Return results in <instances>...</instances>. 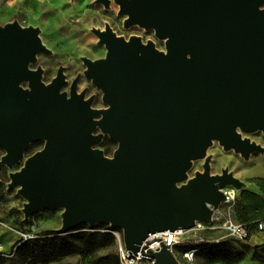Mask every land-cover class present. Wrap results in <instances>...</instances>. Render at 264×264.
Here are the masks:
<instances>
[{"label": "water", "instance_id": "1", "mask_svg": "<svg viewBox=\"0 0 264 264\" xmlns=\"http://www.w3.org/2000/svg\"><path fill=\"white\" fill-rule=\"evenodd\" d=\"M114 1L125 27L154 29L165 50L108 24L94 29L106 56L82 60L103 108L77 90V78L62 91L63 67L49 83L41 67H29L49 52L38 28L0 25L1 162L13 166L43 140L10 173L8 188L26 199L25 217L63 208L62 232L110 222L136 254L149 234L209 222L222 189L242 186L227 169L211 174L207 157L189 177L192 160L204 158L213 140L245 158L264 152L242 136L264 133V0ZM106 134L117 141L112 156L98 146ZM148 252L154 264H179L164 242Z\"/></svg>", "mask_w": 264, "mask_h": 264}, {"label": "rangeland", "instance_id": "2", "mask_svg": "<svg viewBox=\"0 0 264 264\" xmlns=\"http://www.w3.org/2000/svg\"><path fill=\"white\" fill-rule=\"evenodd\" d=\"M261 8L264 9V3ZM124 19L114 0L109 1L108 7L97 0H0V25L16 21L22 27L38 28L41 42L49 50L48 53L39 52L29 67H41L45 83H49L63 67L67 84L62 91L69 92L72 81L77 78V90L85 91L86 98L93 97L94 108H103L105 103L100 88L84 75L86 66L82 58L97 60L104 58L107 52L94 29L104 30L108 24L117 35L127 39L137 35L143 42L152 40L157 49L165 50V41L155 35L154 29L138 24L125 27ZM21 85L28 87L27 82ZM242 136L264 147L262 130L242 133ZM43 144V140L32 141L23 158L11 167L1 162L5 150L0 146V264H125L122 259L125 248L123 229L110 222L93 225L83 222L62 232L63 208L42 209L25 217L26 199L18 192V187L8 188L10 173L18 171L26 158L41 149ZM98 146L105 155L112 156L117 141L106 134ZM206 157L209 158L211 174H220L227 169L243 184L240 188L234 185L223 188L234 189L235 198L222 200L215 208L211 206L210 222L200 227L182 228L177 237L179 241L173 246V254L179 264H264V243H260L264 231H258L251 223L248 236L240 237L227 227L230 222L242 223L237 216L241 193L264 176V152H252L245 158L233 149L225 150L218 140H213L204 158L192 160L189 177L203 170ZM219 241L228 242L234 250L244 254L243 258L231 262L206 257L205 251L210 249L207 243ZM188 247L195 249L191 260L184 257ZM146 263L143 259L130 264Z\"/></svg>", "mask_w": 264, "mask_h": 264}, {"label": "built area", "instance_id": "3", "mask_svg": "<svg viewBox=\"0 0 264 264\" xmlns=\"http://www.w3.org/2000/svg\"><path fill=\"white\" fill-rule=\"evenodd\" d=\"M224 194H225V198L223 199L224 201H231L233 200L235 197L232 194V190H228V189H222ZM210 222V221H209ZM205 222H200L197 221L195 225H197V227H200L202 224H204ZM256 228L258 231H264V220H259L255 223ZM227 227L233 232V234L238 235L240 237H246L248 236V226L245 223H239V224H234L232 222H230ZM182 228H179L175 231H163V232H158V233H154V234H149V236L147 237V239L145 241H143L140 250L138 251L137 254H134L132 252H129L126 248H124L123 252H122V259L124 260L125 264H130V263H136L140 260L145 259L147 261L146 264H154V260L151 258L148 250L152 249V250H157L160 247V243L164 242L165 244H167L171 251L173 252V246L174 244L178 243V235L182 232V230L178 233L177 231L180 230ZM195 255V249L194 248H189L186 249L184 251V257L187 260H191Z\"/></svg>", "mask_w": 264, "mask_h": 264}, {"label": "trees", "instance_id": "4", "mask_svg": "<svg viewBox=\"0 0 264 264\" xmlns=\"http://www.w3.org/2000/svg\"><path fill=\"white\" fill-rule=\"evenodd\" d=\"M256 183L261 188L263 196L243 190L237 210L239 220L247 224L248 228H250L251 223L255 224L259 221L258 219L264 218V177L258 178ZM207 245L211 250L205 251V255L211 259L221 258L231 262H238L244 256L242 252L234 250L228 242H211L207 243Z\"/></svg>", "mask_w": 264, "mask_h": 264}, {"label": "crops", "instance_id": "5", "mask_svg": "<svg viewBox=\"0 0 264 264\" xmlns=\"http://www.w3.org/2000/svg\"><path fill=\"white\" fill-rule=\"evenodd\" d=\"M262 177H264V176H262ZM247 190L248 191H251V192H253V193H256V194H258V195H261V196H263V192L261 191V188L257 185V183H254V186L253 187H249V188H247ZM264 218H261V219H258V220H263ZM251 222H254V221H251ZM255 225V224H254ZM256 226V225H255ZM250 229V228H249ZM253 235H254V233H252V235H251V239L253 238ZM260 243H264V238H263V240L262 241H260Z\"/></svg>", "mask_w": 264, "mask_h": 264}, {"label": "bare ground", "instance_id": "6", "mask_svg": "<svg viewBox=\"0 0 264 264\" xmlns=\"http://www.w3.org/2000/svg\"><path fill=\"white\" fill-rule=\"evenodd\" d=\"M232 194H233V196L235 197V194H236V193H235V190L232 191ZM181 230H182V229L178 230L177 232L179 233Z\"/></svg>", "mask_w": 264, "mask_h": 264}]
</instances>
